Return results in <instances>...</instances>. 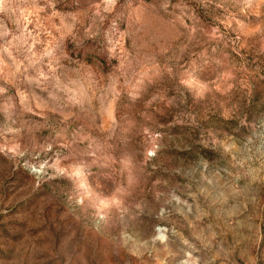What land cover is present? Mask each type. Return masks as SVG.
<instances>
[{"label":"rangeland","instance_id":"rangeland-1","mask_svg":"<svg viewBox=\"0 0 264 264\" xmlns=\"http://www.w3.org/2000/svg\"><path fill=\"white\" fill-rule=\"evenodd\" d=\"M0 264H264V0H0Z\"/></svg>","mask_w":264,"mask_h":264}]
</instances>
